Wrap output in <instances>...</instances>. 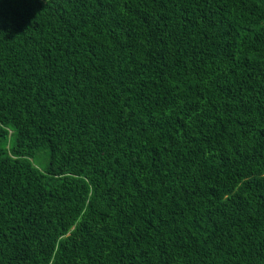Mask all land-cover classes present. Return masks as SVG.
Returning a JSON list of instances; mask_svg holds the SVG:
<instances>
[{"label": "trees", "instance_id": "16d2710c", "mask_svg": "<svg viewBox=\"0 0 264 264\" xmlns=\"http://www.w3.org/2000/svg\"><path fill=\"white\" fill-rule=\"evenodd\" d=\"M0 264H264V0H0Z\"/></svg>", "mask_w": 264, "mask_h": 264}, {"label": "rangeland", "instance_id": "374dc122", "mask_svg": "<svg viewBox=\"0 0 264 264\" xmlns=\"http://www.w3.org/2000/svg\"><path fill=\"white\" fill-rule=\"evenodd\" d=\"M36 162H37V166H38L40 169H44L45 166H46L47 163H48L47 155H46L45 153H41V154L37 157Z\"/></svg>", "mask_w": 264, "mask_h": 264}]
</instances>
